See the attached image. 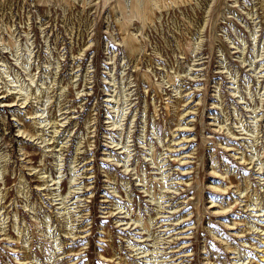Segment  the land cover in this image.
<instances>
[{
    "label": "rangeland",
    "instance_id": "obj_1",
    "mask_svg": "<svg viewBox=\"0 0 264 264\" xmlns=\"http://www.w3.org/2000/svg\"><path fill=\"white\" fill-rule=\"evenodd\" d=\"M0 264H264V0H0Z\"/></svg>",
    "mask_w": 264,
    "mask_h": 264
},
{
    "label": "bare ground",
    "instance_id": "obj_2",
    "mask_svg": "<svg viewBox=\"0 0 264 264\" xmlns=\"http://www.w3.org/2000/svg\"><path fill=\"white\" fill-rule=\"evenodd\" d=\"M77 195V194H76Z\"/></svg>",
    "mask_w": 264,
    "mask_h": 264
}]
</instances>
